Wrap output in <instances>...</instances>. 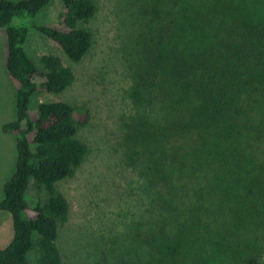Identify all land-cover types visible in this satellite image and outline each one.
Segmentation results:
<instances>
[{
  "label": "trees",
  "instance_id": "16d2710c",
  "mask_svg": "<svg viewBox=\"0 0 264 264\" xmlns=\"http://www.w3.org/2000/svg\"><path fill=\"white\" fill-rule=\"evenodd\" d=\"M51 1L0 0L5 65L17 87L16 118L2 126L15 134L16 161L0 200L13 224L0 264H65L59 228L71 205L62 184L88 153L78 136L90 120L86 106L59 100L31 107L39 89L62 93L76 76L56 54L42 55L39 63L31 58L25 46L30 26L73 62L92 45L84 24L95 14V2L61 0L60 29L36 23ZM141 1L162 23L137 53L133 114L122 125L121 139L124 158L147 196L148 228L136 235L132 227L121 239L102 236L99 255L136 264L126 258L143 246L144 264H214L215 258L264 264L261 250L250 251L239 234L253 229L256 212L231 210L230 204L255 176L264 0ZM131 238L137 240L133 250L125 244Z\"/></svg>",
  "mask_w": 264,
  "mask_h": 264
},
{
  "label": "rangeland",
  "instance_id": "374dc122",
  "mask_svg": "<svg viewBox=\"0 0 264 264\" xmlns=\"http://www.w3.org/2000/svg\"><path fill=\"white\" fill-rule=\"evenodd\" d=\"M93 1L96 12L84 24L92 33V45L80 61L69 60L57 43L31 27L30 22L25 44L35 62L39 63L44 54H56L76 76L75 82L62 93L39 89L32 98V109L35 111L44 101L63 100L84 105L90 112L88 124L78 132L88 146L87 156L75 175L62 184L71 205L68 221L59 228L58 242L65 264H115L114 255L105 260L99 255L102 236L121 239L132 227L136 235L148 228L144 205L147 196L137 171L124 158L121 131L122 125L133 114L131 96L136 79L133 67L138 60L137 53L162 22L155 14L145 11L141 0ZM62 10L61 0H52L37 15L36 23L63 29L60 22ZM5 64L6 35L0 29V200L16 161L15 134L2 130L4 123L16 118L17 87ZM37 80L39 82L40 78ZM260 96L263 97L257 118L262 125V134L256 145L255 176L239 191L240 197L234 202L231 199L230 204L231 210L243 206L256 212L253 229L239 234L251 245L250 251L254 248L255 251L261 250V262L264 263V95ZM12 236L11 215L0 210V248L5 247ZM125 244L133 250L137 240L131 238ZM127 246L123 248L127 249ZM105 255L108 256L107 251ZM30 258L33 262L34 253ZM126 259L144 264V247L138 246L136 253ZM215 260L214 264H241L240 261Z\"/></svg>",
  "mask_w": 264,
  "mask_h": 264
}]
</instances>
